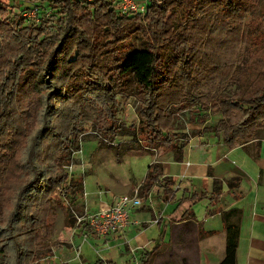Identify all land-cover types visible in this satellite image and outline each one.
Masks as SVG:
<instances>
[{"label": "trees", "instance_id": "1", "mask_svg": "<svg viewBox=\"0 0 264 264\" xmlns=\"http://www.w3.org/2000/svg\"><path fill=\"white\" fill-rule=\"evenodd\" d=\"M13 1L0 0L4 17L0 21V169L6 158L1 142L20 130L18 95L25 79L39 90L43 107L40 127L31 136L28 156L20 166L21 175L30 177H24L18 187L10 220L6 224L0 220V264H42L33 244L45 204L57 190L71 203L83 193L82 178H73L63 169L67 156L78 149L82 131L83 110L76 95L96 107L97 133L113 140L118 131L117 99L130 95L127 81L133 77L136 112L148 145L167 147L175 161L182 160L190 140L186 134L178 138L174 130L184 111L196 112L201 122L208 120L210 108L222 115L207 132L230 148L264 140V82L259 84L264 74L257 71L251 88L238 85L228 98L214 99L210 83L225 64L219 54L206 52L202 40L219 22L229 21L240 29L250 7L247 0H146L143 14H122L113 0H25L38 8L39 15L50 13L40 23L15 13ZM32 6H19L20 12ZM254 21L248 29L253 26L264 41V15ZM135 34L144 41L138 49L130 48ZM162 175L161 164L148 165L142 182L145 197L159 185L163 199L172 198L166 189L170 178L161 179ZM220 190V181L213 179L211 199ZM240 214L238 208L221 212L226 243L218 264H236ZM184 216L195 217L191 209ZM83 228L93 233L86 223ZM160 246L157 241L142 251L141 263L152 264Z\"/></svg>", "mask_w": 264, "mask_h": 264}, {"label": "rangeland", "instance_id": "2", "mask_svg": "<svg viewBox=\"0 0 264 264\" xmlns=\"http://www.w3.org/2000/svg\"><path fill=\"white\" fill-rule=\"evenodd\" d=\"M245 2L250 7L241 25L242 30L231 25L229 21L224 24L219 22L215 30L209 33L207 31L202 37L206 52L210 55L219 54L225 64L211 81L210 88L209 86L205 88V92L209 88V94L213 95L214 99L228 98L238 85L251 88L257 77V71L264 74V41L262 37H257L253 26L248 29L252 19L254 23V19L257 22L263 17L264 0ZM13 4L14 12L20 14L22 7L32 6L31 2L25 0H14ZM3 20V15H0V21ZM177 24L183 25L180 20ZM241 32L244 35L240 34ZM143 46L144 41L135 34L130 42V48L138 49ZM170 55V51L167 50V56ZM261 77L264 78L263 75ZM133 82V77L129 76L127 84L130 95L117 99L114 123L118 126V131L113 140L97 133L98 112L91 101L79 95L74 97L83 110L82 131L78 137L79 147L73 149L67 156L63 169L73 178H82L83 193L71 203L62 196L60 190H57L45 204L39 234L33 244L43 257L42 264L62 262L83 264L87 259L92 260L89 264H137L134 258L137 254L133 253L134 243L127 236L124 238L109 234L104 237L94 235L96 238H93V233L83 228V218L87 214L113 205L121 195L132 193L134 188L139 187L142 205L132 212V216L139 220V223H148L147 227L143 228L140 225L138 228L145 233L144 236L148 240L152 241L159 238L160 234L158 226L151 220L149 208H152L156 215L162 211V214H169L177 209L182 201L188 202L196 219L202 221L212 189V181L206 177L207 169L211 167L214 174H223L226 178L231 176L232 161L235 163L241 161L243 168H247L248 164L255 168L244 149L235 147L228 150L223 142L220 143L211 135L212 133L207 132V129L222 117L220 114H215L212 108L207 110L209 117L205 122L199 120L196 112L195 115L184 111L177 118L174 125L176 136L180 138L186 134L191 138L183 151L182 161H175L167 147L164 149L149 146L147 136L144 134L146 129L143 121L136 112L138 97ZM263 82L264 79H261L259 84ZM29 83L30 79H25V84L21 86L18 95L20 130L16 136L1 142V151L6 155L3 167L0 169L2 224H6L15 211L18 187L23 184V178L30 177L25 173L24 176L21 175L20 166L28 156L31 136L40 127L42 97L39 90L32 89ZM223 148L232 152L230 156H226V159L219 158L225 152L222 151L225 150ZM152 162L163 166L161 179L164 176L170 178L166 189L173 195L168 201L163 199L164 189L159 185L153 186L145 197L142 182L147 167ZM187 162L190 166L185 168ZM159 182L163 184L164 181ZM222 184L225 190L226 182L223 181ZM242 185L244 186V180ZM103 203L107 205H101ZM183 206L185 203L179 206V209ZM109 254L112 256L111 260L106 259Z\"/></svg>", "mask_w": 264, "mask_h": 264}, {"label": "crops", "instance_id": "3", "mask_svg": "<svg viewBox=\"0 0 264 264\" xmlns=\"http://www.w3.org/2000/svg\"><path fill=\"white\" fill-rule=\"evenodd\" d=\"M234 148L228 147V150ZM238 148L246 151L249 161L255 168L250 164L247 168H243L241 161L239 163L232 161L231 176L225 178L223 174H214L208 166L206 177L211 179L212 189L213 179H218L221 190L219 196L214 199H211L209 195V204L202 221L196 219L192 209L195 217L185 218L184 214L191 207L190 203L182 201L178 205L182 206L185 203V206L180 209L178 206L171 213H164L165 215L162 214L163 211L156 215L153 209L149 208L151 220L159 221V223H153L159 228V238L151 241L144 236L145 233L138 227L140 225L143 228L147 227L148 223L145 222L129 226L123 234H116L115 237L127 236L134 243L133 253L137 254L134 256L137 264H142L140 261L142 251L150 250L157 241H160L161 246L154 255L152 264H218L224 255L226 243V231L221 212L231 208H238L241 211L236 264H264V140H261L259 144L250 142L246 147L238 146ZM228 150H222L225 152L219 158L226 159L227 155L230 156L232 152ZM189 166L187 162L185 168ZM223 181L227 185L225 190ZM111 258V254L106 256L108 260ZM91 261L86 260L88 264Z\"/></svg>", "mask_w": 264, "mask_h": 264}, {"label": "built area", "instance_id": "4", "mask_svg": "<svg viewBox=\"0 0 264 264\" xmlns=\"http://www.w3.org/2000/svg\"><path fill=\"white\" fill-rule=\"evenodd\" d=\"M117 2L118 8L122 14L140 13L143 14L146 9V0H113ZM21 15L27 21L40 23L42 16L48 17L50 13L44 11L43 15L38 14V8L32 6L21 12ZM142 198L139 196V187L133 189L132 193L121 195L118 200L110 206L101 208L96 212L87 214L83 218L89 229L99 237H104L109 234H123L124 231L131 225L139 224L132 216V212L140 208ZM80 221V219H79ZM152 222L157 223L154 219Z\"/></svg>", "mask_w": 264, "mask_h": 264}]
</instances>
